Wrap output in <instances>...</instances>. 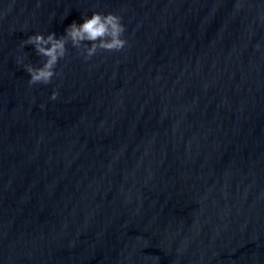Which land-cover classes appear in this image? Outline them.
I'll return each mask as SVG.
<instances>
[{"label": "water", "instance_id": "95a60500", "mask_svg": "<svg viewBox=\"0 0 264 264\" xmlns=\"http://www.w3.org/2000/svg\"><path fill=\"white\" fill-rule=\"evenodd\" d=\"M94 10L127 43L29 84ZM0 264H264V0H0Z\"/></svg>", "mask_w": 264, "mask_h": 264}, {"label": "clouds", "instance_id": "9594fccd", "mask_svg": "<svg viewBox=\"0 0 264 264\" xmlns=\"http://www.w3.org/2000/svg\"><path fill=\"white\" fill-rule=\"evenodd\" d=\"M124 29L120 15L111 11L94 10L90 15H84L80 22L72 20L65 26L62 34L48 31L46 34L33 32L27 35L21 44H31L35 52L43 58L39 64L26 62L22 65L29 74V84L48 83L58 74L55 66L65 55L69 41L76 48H83L84 58L88 59L98 48L121 49L127 43L122 35ZM88 41L90 43H86ZM17 63H20V57H17ZM57 94V90L53 89L50 98L54 99Z\"/></svg>", "mask_w": 264, "mask_h": 264}]
</instances>
